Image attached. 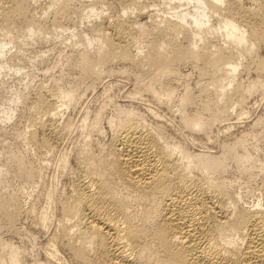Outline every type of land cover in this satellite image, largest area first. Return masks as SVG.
I'll use <instances>...</instances> for the list:
<instances>
[{
	"label": "bare ground",
	"instance_id": "obj_1",
	"mask_svg": "<svg viewBox=\"0 0 264 264\" xmlns=\"http://www.w3.org/2000/svg\"><path fill=\"white\" fill-rule=\"evenodd\" d=\"M38 2L0 0V56L7 44L21 49L20 38L98 21L74 33L81 50L67 63L79 77L15 95L20 116L0 133L11 138L0 151V235L31 248L0 236V264L27 255L34 264H264V150L248 142L262 118L247 106L253 93L264 96V0ZM149 6L146 26L138 17ZM15 56L0 67H14ZM181 66L196 72L193 84ZM113 72L132 80L127 103L103 112L106 80L105 104L63 117L81 76ZM241 123L253 126L234 133ZM238 184L253 188L251 202Z\"/></svg>",
	"mask_w": 264,
	"mask_h": 264
},
{
	"label": "rangeland",
	"instance_id": "obj_2",
	"mask_svg": "<svg viewBox=\"0 0 264 264\" xmlns=\"http://www.w3.org/2000/svg\"><path fill=\"white\" fill-rule=\"evenodd\" d=\"M46 1L47 0H39V2L42 3V5L43 2ZM102 8H104L103 11L105 14H115V12L117 13L119 11L116 7L107 9L105 6H102ZM155 8L157 9V7ZM152 9L154 12V6H149L148 8L143 9L144 12L142 11L143 12L142 16L138 17L140 21L146 22L145 23L146 26L149 25V21L151 20V18H149L148 15L146 14L148 11H152ZM158 12L160 15H165L164 12L162 13V11L155 10V14H158ZM136 13L137 12L135 11L131 15L132 19H135ZM39 14L40 13H38L37 16H39ZM47 16H48L47 11L44 12L42 11L39 17L40 19H44ZM159 16L154 15V18L159 19ZM84 20L86 22H83ZM84 20L82 21L83 23L78 22L76 26L71 25L68 29H65L63 31L60 30L62 31V33H56L55 31L54 33L52 32L53 33L52 35L51 33H48V35L46 33L45 36H47L46 37L47 39L44 41H40L37 38H34L37 40L36 41L28 36L25 38H20V41L23 42L21 49H19L21 45L18 48H16L17 46L14 47V45L12 44H7L5 46L4 56L7 57L11 54H16L17 56L15 57H17V59H15V61L18 62V63L16 62V65L18 66L15 65L14 67L13 66L10 67L5 66L3 68L0 67V109L2 107L11 108L10 111H8V113L10 114L12 113L11 114L12 116L10 118H7V117H3L4 114L0 112V133L4 128H6V130L9 131L11 129L10 127H12L17 122L16 120H18L17 119L18 116H20V112L21 109L23 108L24 101L23 100L20 101L15 98V95L19 94V91L20 93L25 94L27 98H29L37 87H39L41 84L43 85L48 84L51 80H53V78L56 79L58 76L62 75L63 79L65 80V81L63 80V83L65 82V84H67L68 80L74 81L75 78L80 76L79 70L75 68H70V66L67 63V60L70 61V59L73 60L76 57L77 50H81V45L77 41L78 37L74 33L77 32V29H79L78 31H85L86 33L87 28L90 27L93 22L98 21V17H90ZM1 37L2 36H0V38ZM143 49L145 50L146 48ZM88 50L90 51L94 50V45L93 44L88 45ZM4 56L3 57L0 56V59H3ZM181 68H182L181 72L189 74L186 78L189 80L190 84H193L192 82H194V80H196L197 78L196 72L194 71L190 72V69L186 66H181ZM81 78L82 79L77 86L79 91L78 103L74 107L73 106L63 107L65 110L63 113L64 118L71 117L72 119L77 120L78 116H80V113L84 108H88L90 111H94L95 109L105 104V100L107 99L105 98V95L102 94V91H103V85L105 84L106 80L107 83L113 82V86L111 87L112 88L111 101L105 104L103 112L106 115H111L113 113L112 111L113 104H117V102L118 104L127 103L125 102V98L123 96L127 93V91L131 89L132 80L126 78L125 75L120 74L118 72H113L109 75L104 74L100 76V78H97V80H94L93 77L90 76H81ZM263 101H264V96L258 93H253L247 99V106L249 107L248 117L251 119H256L258 117L262 118V122H260L258 125L254 127V130L258 131L256 137L250 138L248 136V142L256 143L257 147L259 148L258 151L264 150V116L261 113V108H260ZM137 107L138 110L145 112L144 107L142 105L139 106L138 104ZM165 113L167 112L165 111ZM150 117L151 116L147 117V120H149L148 122L150 121L152 122L154 120L152 117L151 118ZM235 120L236 119L234 118L232 119V121ZM252 126L253 124L248 125L245 123H241L239 127L236 128L237 130L232 129V131L234 130L233 132L237 134H239L240 132L248 133L250 127ZM104 129H105V133L103 134V136L98 137V140L99 141L102 140V142L106 141L109 138L108 136H110L106 124H104ZM3 136L4 137L7 136V137L4 138ZM76 136H77L76 133H74V135L72 134L71 137L74 138ZM8 138L11 140L10 135L8 136V134L0 135V151L2 150L1 148L3 147L4 142L5 143L7 141L10 142V140H7ZM71 140L72 139H69L67 141V145H66L67 148H71L72 146ZM15 181L16 180L12 182L13 186L12 184L10 185L12 186L10 188L9 186H7L6 190L9 189L8 191H11L12 188L14 189V187L19 185V183L16 181L18 183L17 184L15 183ZM238 186L241 188L242 184L240 185L238 184ZM241 190L244 191V195H245L244 199L246 201L251 202L253 198H255L253 196L252 187L246 191L244 185V187L241 188ZM256 192L257 191H254L255 194ZM0 236L3 239H9V238L11 239L13 237L11 240H13L15 243L21 242V240L19 242L18 237L10 235L7 232H3V234L1 233ZM39 238L35 239L36 240L35 245H37L38 242L40 243V241L42 240L41 236ZM23 242L21 243L24 244L29 249L31 248V242L30 244L27 241H23ZM26 243L28 244L26 245ZM36 247L37 246L34 247L35 251L33 250L29 251V249L27 248L29 254L30 252L32 253V251L33 253L38 252L37 251L38 248ZM27 256L24 259L25 264H29V263L34 264V262H31L32 257L29 255ZM41 257L42 256L39 255V258ZM35 264H38V262Z\"/></svg>",
	"mask_w": 264,
	"mask_h": 264
}]
</instances>
